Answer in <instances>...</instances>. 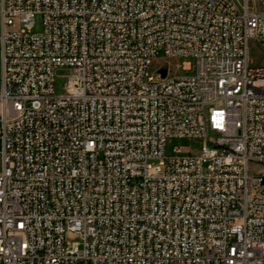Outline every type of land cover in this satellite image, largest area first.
Returning <instances> with one entry per match:
<instances>
[{
  "label": "built area",
  "instance_id": "2783aa9c",
  "mask_svg": "<svg viewBox=\"0 0 264 264\" xmlns=\"http://www.w3.org/2000/svg\"><path fill=\"white\" fill-rule=\"evenodd\" d=\"M261 6L0 0V264H264Z\"/></svg>",
  "mask_w": 264,
  "mask_h": 264
},
{
  "label": "rangeland",
  "instance_id": "374dc122",
  "mask_svg": "<svg viewBox=\"0 0 264 264\" xmlns=\"http://www.w3.org/2000/svg\"><path fill=\"white\" fill-rule=\"evenodd\" d=\"M260 8L264 9V6H261ZM34 30H41L42 29V16L41 15H37L36 19H35V25L33 26ZM159 58L163 57V54H160L158 56ZM193 59L191 57H179L177 59V62L180 64L179 68L177 69V73L179 75H184L187 72L188 73H192L193 67L191 68V70L186 71L183 66L184 63L186 62H192ZM160 62V61H159ZM250 63L252 65L256 64L259 65L261 63H264V49H261L259 46H257L255 43H251L250 44ZM158 64V62L156 63ZM1 70H2V63H1V45H0V76H1ZM71 71L69 68H58L55 71V92L58 95L64 94L66 92V86H67V82H68V78L70 75ZM156 78H158L157 74H153ZM182 144L188 145V144H193L195 146H197L198 143H196L195 141H191V140H184L182 141ZM0 168H1V156H0ZM251 169L253 171H257L261 169V166L257 163H251ZM72 236V235H70ZM73 237L75 239H79V235L75 234L73 235Z\"/></svg>",
  "mask_w": 264,
  "mask_h": 264
},
{
  "label": "water",
  "instance_id": "95a60500",
  "mask_svg": "<svg viewBox=\"0 0 264 264\" xmlns=\"http://www.w3.org/2000/svg\"><path fill=\"white\" fill-rule=\"evenodd\" d=\"M162 75H165V70H162ZM259 177L262 179V182L264 183V169L262 172L259 173Z\"/></svg>",
  "mask_w": 264,
  "mask_h": 264
},
{
  "label": "bare ground",
  "instance_id": "6f19581e",
  "mask_svg": "<svg viewBox=\"0 0 264 264\" xmlns=\"http://www.w3.org/2000/svg\"><path fill=\"white\" fill-rule=\"evenodd\" d=\"M0 109H5V101H0Z\"/></svg>",
  "mask_w": 264,
  "mask_h": 264
}]
</instances>
